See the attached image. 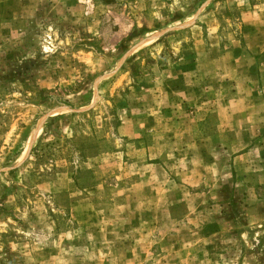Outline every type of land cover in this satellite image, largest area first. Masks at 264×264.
<instances>
[{"label":"rangeland","instance_id":"obj_1","mask_svg":"<svg viewBox=\"0 0 264 264\" xmlns=\"http://www.w3.org/2000/svg\"><path fill=\"white\" fill-rule=\"evenodd\" d=\"M0 264H264V0H0Z\"/></svg>","mask_w":264,"mask_h":264}]
</instances>
